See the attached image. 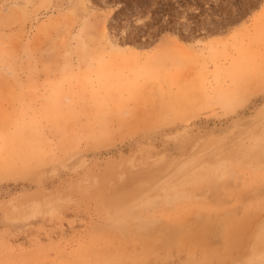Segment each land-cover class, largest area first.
<instances>
[{"label": "rangeland", "instance_id": "rangeland-1", "mask_svg": "<svg viewBox=\"0 0 264 264\" xmlns=\"http://www.w3.org/2000/svg\"><path fill=\"white\" fill-rule=\"evenodd\" d=\"M0 264H264V0H0Z\"/></svg>", "mask_w": 264, "mask_h": 264}, {"label": "bare ground", "instance_id": "bare-ground-1", "mask_svg": "<svg viewBox=\"0 0 264 264\" xmlns=\"http://www.w3.org/2000/svg\"><path fill=\"white\" fill-rule=\"evenodd\" d=\"M148 73H150V72H148ZM150 75H151V73H150ZM151 77V76H150ZM24 168H27V167H24Z\"/></svg>", "mask_w": 264, "mask_h": 264}]
</instances>
